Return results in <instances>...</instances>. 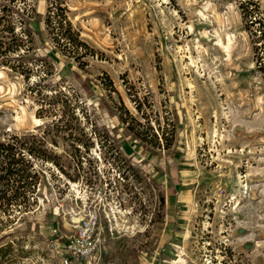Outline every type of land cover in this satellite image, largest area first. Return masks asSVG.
<instances>
[{
  "label": "rangeland",
  "instance_id": "1",
  "mask_svg": "<svg viewBox=\"0 0 264 264\" xmlns=\"http://www.w3.org/2000/svg\"><path fill=\"white\" fill-rule=\"evenodd\" d=\"M243 2L0 0V141L32 175L0 182L26 200L0 205V264H64L92 211L98 264H264V44Z\"/></svg>",
  "mask_w": 264,
  "mask_h": 264
},
{
  "label": "trees",
  "instance_id": "2",
  "mask_svg": "<svg viewBox=\"0 0 264 264\" xmlns=\"http://www.w3.org/2000/svg\"><path fill=\"white\" fill-rule=\"evenodd\" d=\"M250 0H246V3H241L242 4V9L244 11V17L246 18V21L250 24V26H255V25H259L260 29V35H259V39H262L263 42L262 44H264V21L262 17H256V15H254L253 11H248L249 10V4L251 2H249ZM256 4V3H255ZM67 15H64V17H62L61 21H64V23H66L67 29L66 32L69 31V33L67 32L66 37L68 39L72 40V36L75 35L76 40L78 41V45L80 46H87L86 43L84 41H81L79 39L80 34L78 32H72L73 27L71 25V22L68 20V18L66 17ZM259 16V15H258ZM50 19V14L47 16V24L49 26V20ZM38 30V29H37ZM73 33L71 36L69 35L70 33ZM260 54L259 55V60L257 63V69L261 72H264V48H262L260 50ZM85 85V83H84ZM88 86V85H87ZM89 88H91L90 86H88ZM126 112H128L126 110ZM123 122H125L124 119H122ZM128 129L131 130L130 125L128 126ZM137 136H140L139 134L136 133ZM29 152H32V149L29 148ZM17 153L15 151V146L9 142H1L0 141V161L2 162L0 165V182L5 181L6 183L11 182L13 179L19 181L21 184L20 187H24L26 184H29V178H32L31 172L29 171L31 165H28L27 168H22L20 163H23V157H17L16 156ZM30 163V162H28ZM3 172V173H2ZM26 201L25 197H20L19 195H12V196H6V195H2L0 196V205L1 207H4L5 209L8 210V208L10 207V205L14 204V203H18V202H23ZM11 244L8 243L7 246L5 248H1L0 252H2L5 249H9L11 248Z\"/></svg>",
  "mask_w": 264,
  "mask_h": 264
},
{
  "label": "built area",
  "instance_id": "3",
  "mask_svg": "<svg viewBox=\"0 0 264 264\" xmlns=\"http://www.w3.org/2000/svg\"><path fill=\"white\" fill-rule=\"evenodd\" d=\"M107 215L91 212L86 218L73 221L69 234H64V264H98L106 246L107 229H103ZM108 218V216H107Z\"/></svg>",
  "mask_w": 264,
  "mask_h": 264
},
{
  "label": "crops",
  "instance_id": "4",
  "mask_svg": "<svg viewBox=\"0 0 264 264\" xmlns=\"http://www.w3.org/2000/svg\"><path fill=\"white\" fill-rule=\"evenodd\" d=\"M167 183V180L163 181L166 192L165 194L167 195L166 208L168 209V212H170V220L173 223H176V221H178L176 216H178V218L181 217L179 216L181 207L187 205L186 203L188 202V194H185L183 190H179L180 188L178 185L180 181H178V179L170 186H167Z\"/></svg>",
  "mask_w": 264,
  "mask_h": 264
},
{
  "label": "bare ground",
  "instance_id": "5",
  "mask_svg": "<svg viewBox=\"0 0 264 264\" xmlns=\"http://www.w3.org/2000/svg\"><path fill=\"white\" fill-rule=\"evenodd\" d=\"M79 189V188H78Z\"/></svg>",
  "mask_w": 264,
  "mask_h": 264
}]
</instances>
